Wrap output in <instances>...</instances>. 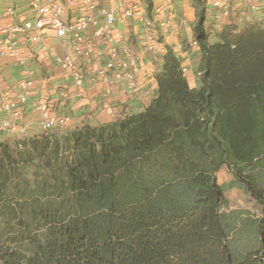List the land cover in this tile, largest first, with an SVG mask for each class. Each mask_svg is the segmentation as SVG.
Here are the masks:
<instances>
[{
  "label": "trees",
  "instance_id": "obj_1",
  "mask_svg": "<svg viewBox=\"0 0 264 264\" xmlns=\"http://www.w3.org/2000/svg\"><path fill=\"white\" fill-rule=\"evenodd\" d=\"M192 7L196 87L166 47L143 112L22 150L0 143V201L36 162L31 216L46 229L29 255L0 250L1 264H264V219L237 229L217 180L226 167L264 214V28L237 16L212 41L207 0Z\"/></svg>",
  "mask_w": 264,
  "mask_h": 264
},
{
  "label": "built area",
  "instance_id": "obj_2",
  "mask_svg": "<svg viewBox=\"0 0 264 264\" xmlns=\"http://www.w3.org/2000/svg\"><path fill=\"white\" fill-rule=\"evenodd\" d=\"M175 2L163 0L162 5L154 9L151 19L140 0H120L117 9L101 7L98 0H14L6 7L0 4V61L23 68L16 82L0 72V134L12 136L17 149L22 150V144L29 140L27 126L22 122L28 109L37 118L41 137L69 128L72 123L69 116L57 111L56 103L49 98L46 86L51 76L48 71L37 81L33 72L26 70L29 59L40 61L44 69L49 63L56 64L72 80L76 98H84L87 82L90 86H99L105 103H109L115 93L124 99L134 96L140 86L136 76L141 56L120 44L116 27L140 28L144 53L156 55L160 40L156 26L163 30L169 27L168 17L173 13ZM207 6L215 10L211 34L214 38L231 18L240 15L264 28V0H207ZM25 10L29 17H22ZM49 32L65 41L71 51L52 55L46 41ZM191 43L196 46L195 41ZM22 45L29 48L28 55L21 51ZM182 49L177 45L174 52L179 54ZM188 72L189 69L183 67V73ZM200 75L197 72L195 77ZM53 89L57 90L61 102L70 97L66 90ZM34 96L37 98L31 101Z\"/></svg>",
  "mask_w": 264,
  "mask_h": 264
},
{
  "label": "crops",
  "instance_id": "obj_3",
  "mask_svg": "<svg viewBox=\"0 0 264 264\" xmlns=\"http://www.w3.org/2000/svg\"><path fill=\"white\" fill-rule=\"evenodd\" d=\"M162 1L163 0H153L154 9L159 8L162 5ZM193 1L194 0H176L173 13L168 17L170 19L169 27L163 30L160 26H156V30L160 35V40L157 43L158 52L156 55L150 52L144 53V44L142 42L143 31L140 28L135 26L116 27V34L121 42L120 44L122 46L125 45L130 47L134 52L139 53L141 56V62L139 65L140 70L136 76L140 86L138 91L131 98L124 99L115 93L110 99V102L105 103L100 97L99 86H90L88 82L85 83V85L87 84V87L84 98H76L75 95H73L75 88L72 84V80L69 77H66L56 64L49 63L48 66H46V69H44V66L40 64V61L29 59L26 70L33 72L37 81L40 80L42 75L46 74V70L48 71V74L51 76L50 83L46 86L49 98L56 103L55 108L58 112H63L72 119L70 125V127L73 125L72 128L69 127L66 130L55 131L72 132L87 126L97 127L109 125L121 120L124 115L139 114L143 112L158 95L156 76L161 69L166 47L172 48L173 51H175L177 45L182 46V48H186V46L189 47L187 50L182 49V52L179 53L178 56L182 60V66L189 69V72L186 75L187 80L189 83H193L195 74L198 72L197 70H194V66H196L197 58L199 57L196 47L191 43L193 41L191 24L194 21V9L192 7ZM13 3L14 0H1V7H6ZM98 3L101 7L117 9L119 8L120 0H98ZM17 6L18 8H21L23 13L22 6L20 4ZM22 17H29L26 10ZM238 17L241 21L240 16ZM181 21L184 23L181 24ZM46 38L47 46L52 55H63L64 53H69L71 51L69 45H67L65 41L63 42L57 39L53 32H49ZM28 49L29 48H27L26 45L21 46V51L27 55ZM22 70L23 68H14L0 61V72H2L6 79L11 82H16L20 79V72ZM55 87H58L60 90L68 91L70 93L68 100L65 102L58 100L57 90L53 89ZM36 98V96L32 97L31 101H34ZM22 122L27 126L28 139L41 137L39 136L40 132L37 125V118L32 114L30 109L27 110V114L23 117ZM47 137L53 136H50L49 134ZM13 140L12 136L0 134V143L15 145ZM261 170L264 171V162L259 166V171ZM217 180L223 189L224 198L227 203H229L227 194H231L236 190H240L244 193L243 185L239 184L235 178H233V175L226 169V167L219 171L217 174ZM246 201H248L247 198ZM231 213L237 215L238 219L243 217L242 212L239 210H231Z\"/></svg>",
  "mask_w": 264,
  "mask_h": 264
},
{
  "label": "rangeland",
  "instance_id": "obj_4",
  "mask_svg": "<svg viewBox=\"0 0 264 264\" xmlns=\"http://www.w3.org/2000/svg\"><path fill=\"white\" fill-rule=\"evenodd\" d=\"M214 15L215 10L208 7L205 28L209 31L210 35L213 32V22L211 18ZM240 18H242L240 23L246 22L247 20L244 15H240ZM211 38L213 41L214 37L212 35ZM198 60L199 57L197 58V64L194 66V70L198 69ZM198 79V77H194L193 83H190L191 87L194 88L197 86ZM72 126L70 128H72ZM66 129L67 128L62 130ZM66 132L67 131H53V133H50V136L60 137ZM33 165H36V162L28 166L24 165L17 167L11 174L7 191L4 193L2 201H0V250H18L25 255H29L31 250L29 240L34 237H39L40 240H42L43 236L46 234V229L42 227V223L38 220H34L31 216L32 200L30 196L35 189V183L33 182L35 176L34 172L40 171L39 167L35 169L32 167ZM227 196L229 203H227L228 209L223 210L224 214L236 217V215L234 216L231 213V210H239L244 217L237 218V223L239 224L237 229H239L241 226L240 224L245 220L258 221L264 219L261 207L252 197L247 196V194L242 193L240 190L227 194ZM246 198L248 201H246ZM41 202L44 204L46 202L45 198H42Z\"/></svg>",
  "mask_w": 264,
  "mask_h": 264
}]
</instances>
